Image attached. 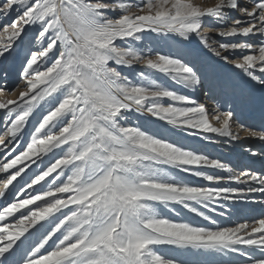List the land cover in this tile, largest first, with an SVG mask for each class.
<instances>
[{
  "label": "snow or ice",
  "instance_id": "obj_1",
  "mask_svg": "<svg viewBox=\"0 0 264 264\" xmlns=\"http://www.w3.org/2000/svg\"><path fill=\"white\" fill-rule=\"evenodd\" d=\"M132 7L123 0H0V18L12 17L0 25V58L24 44L27 29L35 30L19 72L25 90L16 100L0 102L4 135L15 145L33 113L41 117L26 147L0 164V172L7 174L0 198L13 196L0 206V222H5L0 225V264H195L185 255L188 250L238 254L245 258L243 264H264V218L209 229L172 221L156 207L180 204L210 220L193 202L208 207L231 194L243 198L238 190L191 186L160 166L210 182L222 177L193 169H231L125 123L129 114H139L188 135L213 132L237 139L230 131L231 110L213 112L220 124L214 127L204 104L162 86L153 75L164 74L191 90L208 82L212 91L217 87L213 68L195 67L181 51L146 55L133 45L146 32L174 34L183 41L199 37L216 57L264 85V75L255 74H264V0H217L206 9L191 0H145L136 7L146 14H134ZM117 11L118 16L109 15ZM205 17L220 25L221 37L256 40L237 39L213 48L201 36ZM230 50H240V58L223 54ZM135 65L149 70L137 73L138 81L121 71ZM4 76L0 92L11 94L19 84L9 89ZM249 135L264 141V132ZM5 149L16 152V146L9 148L0 139V150ZM18 177L23 183L17 196L9 186L15 187ZM244 177L260 185L249 192L264 193V176L242 172L229 179L247 183ZM36 185H41L39 191L27 193ZM160 246L179 252L166 256L157 250Z\"/></svg>",
  "mask_w": 264,
  "mask_h": 264
},
{
  "label": "rangeland",
  "instance_id": "obj_2",
  "mask_svg": "<svg viewBox=\"0 0 264 264\" xmlns=\"http://www.w3.org/2000/svg\"><path fill=\"white\" fill-rule=\"evenodd\" d=\"M123 2L133 5L131 11L134 14H146L147 12V10L145 9V12L141 13L136 7V5L142 4L143 2H145V0H123ZM191 2L201 8L206 9L209 7H214L217 3V0H191ZM109 15L112 17H116L119 15V12H110ZM233 15L238 17L240 14L233 13ZM11 18L12 17L0 18V25L8 23ZM230 23H232V20H227V24L229 25ZM218 30H220L219 24H217L211 18H204V24L201 29V36L206 37L213 48H218L219 43L236 41L237 39H239L241 42L256 40H254V37H221L220 35H218ZM27 33L28 34L25 37V42L23 45L14 46L10 54L6 53L5 57L0 58V83L5 82L4 74L7 73L6 83L9 89L14 88L17 84H19V87L16 89V91L12 92L11 94H8L7 92H0V102L9 99L16 100L20 92L25 90V84L20 80L19 72L25 60V57L28 54L29 41L35 35V30L31 28L27 29ZM4 39L6 40V37ZM117 44L123 46L122 42L120 41H117ZM133 46L136 47L138 51H142L146 55L155 53L170 54L181 51L184 54L185 60L190 62L192 65H195V67L203 68L210 66L211 68H213L217 87L212 91H210L208 82H205L202 86L198 87L195 90H191L176 84L164 74L154 72L153 75L162 86L167 87L170 90H175L180 94L188 95L191 98L195 99L198 103L204 104L209 112V122L214 127H219L220 124L214 118H212L211 111H213V107L210 105L212 102H209V99L211 98L213 99L212 101L217 104V107H221V109H219L220 111L231 110L234 113L235 118L231 122L230 131L236 128L232 127V124L236 123V120L243 118L245 115H252L257 111H264V85H261L256 81H252L247 74H245L241 69H237L233 63H228L219 59V57H216L211 51H209L207 47H205L199 37L193 36L190 41H183L182 38L174 34L157 35L156 33L146 32L142 34V39L140 41L134 42ZM246 52L247 54L258 55V52L248 50H246ZM223 54L229 55L231 59H239L241 56L240 50H230L229 52ZM121 71L132 78L134 81H138L140 77L136 74L141 71L147 72L149 70L145 69L143 65H135L132 69L122 68ZM255 74L258 76L264 75L259 73L258 70ZM220 85H223V87H220ZM248 94H253L255 101L251 102V99L250 102L244 104L242 100L246 99V95ZM206 95H210L211 98L208 99ZM162 103L167 105L169 101L165 99L164 101H162ZM46 111L47 108H45V113ZM263 115L264 113L261 115V117ZM40 118V114L36 112L33 113V115L29 118L26 128L23 130L19 140L15 145L10 143V137L8 135H4L3 124H0V139H3L5 143L9 145V148L16 146V152L8 153V149L0 150V164L6 162V160L14 158L15 155H17L26 147V144L29 142V134L37 125ZM3 119L4 110H0V121H2ZM125 123L130 126H139L146 131L159 135L169 141L175 142L189 150H193L199 154L205 155L209 159L218 160L219 162L227 165L229 169H231V172L208 167L193 169L195 171H201L206 174L222 177V179H220L218 182H210L204 180L202 177L193 176L189 172H181L169 166H160L165 169L169 177L174 178L180 182L187 183L191 186L214 188L228 187L237 189L240 193L239 195L243 197L236 198V195L231 194L234 197L230 199H233V201H237V203L231 202L230 204V202L226 201L225 199H220L219 201L217 200L213 203H210L208 207H202L193 202V206L196 207L204 215L210 217V220H205L203 216H197L196 214L189 212L180 204H171L167 209L162 205H156L159 214H161L162 216L176 222H187L194 226L216 229L220 227L222 222L227 220V218L229 219L231 215H237L239 210L242 208V205L248 202L250 200L249 198L252 197L250 195L251 192L249 193L248 189L249 187H252L249 183H252L253 181H251L248 177L243 178L247 181V183H240L238 181L229 179L230 175H239L242 172H248L251 174L257 173L255 170H243V167L241 166V161L243 160L242 157H245V155L248 154L249 150V147L245 146L244 144H241V146L234 145L230 142L232 141V138L230 136H219L218 134L213 132L197 131L196 135H188L186 132H181L178 129H171V126L166 125L162 121H157L155 120V118L146 117L139 114H129L128 120ZM231 132L234 136H237L240 139L242 138V133L240 132V130V133L237 134L233 133V131ZM59 151L60 150H55V154H58ZM6 153L8 154L6 155ZM49 156H53V159L56 158V155L51 153L49 154ZM44 158L48 159V157ZM32 167L34 168L35 165H33ZM14 171L15 169L10 170V172ZM27 171L30 174L31 169H28ZM232 172L235 174H232ZM0 173V189H2V181L7 178V174H3V172ZM24 175L25 174L22 173V176ZM257 176L263 175L259 174ZM50 179L51 178H46V180ZM22 183L23 181L20 177H18L17 181L13 182L15 187L10 185L9 191L16 194L17 196L20 195L18 189L20 188V185ZM42 184L45 186V188L47 187L46 182H42ZM40 188L41 185H36L33 189H27V193H32L34 190L39 191ZM5 200V198H0V206L6 205L8 203ZM11 200H13V196ZM234 204H237V207ZM238 208L240 209L238 210ZM0 210H2V207H0ZM16 216H19V213H17ZM225 216L227 218H224ZM12 219L13 218L11 217L9 218V220ZM212 221H215V223H212ZM3 223L5 222H0V225H2ZM157 250L162 252L166 256H176L179 252V250L173 249L169 246H160ZM185 255H187L189 259L194 261L195 264H229V261L233 258V256L238 254L229 253L227 255H223L212 252L192 253V250H188Z\"/></svg>",
  "mask_w": 264,
  "mask_h": 264
},
{
  "label": "bare ground",
  "instance_id": "obj_3",
  "mask_svg": "<svg viewBox=\"0 0 264 264\" xmlns=\"http://www.w3.org/2000/svg\"><path fill=\"white\" fill-rule=\"evenodd\" d=\"M249 2H250V0H242V3H245V4H247ZM231 24L232 23H230L229 25H231ZM255 39H256V37H254V40ZM246 96H247V98L242 100L244 104L250 102L251 99H252L251 102L255 101L253 94H248ZM206 97L208 99L211 98L210 95L209 96L206 95ZM212 100H213L212 98L209 99V102H212L210 105L213 107L212 108L213 111H211V113L215 112L216 110L221 109V107L220 108L217 107V104H215ZM243 103H242V105H243ZM254 108H256V107H254ZM263 113H264V111L263 112L257 111L256 113H253L252 115H245L243 118L236 120V123L232 124L233 125L232 127H236V128L235 129L232 128L233 130H231V131H233V133H236V134L241 132L242 138L241 139L240 138L232 139V141H230V142L234 145L241 146V144H244L245 146L249 147L248 154H246L245 157H242L243 160L241 161V166L243 167V170H247V171L255 170L257 172L256 175L260 174V175L264 176V141H262L258 138H255V137H251L249 135V131L264 132V115L261 117V115ZM234 118H235V115H233V119ZM239 130H240V132H239ZM247 133H248V135H247ZM253 150H255V151H253ZM253 153H255V155H253ZM232 174H235V173L232 172ZM249 184L252 187H256V188L260 187V185L258 183H255V182H252ZM250 195L252 196L251 198H249L250 200L248 199L249 201L244 203L242 205L241 209L238 208V210L240 209L238 214L234 215V216L231 215L229 219L225 216L224 218H227V220L222 222L220 227L236 226L239 223H245V222L253 224V223H255V221L257 219L264 218V193L257 191V192H251ZM232 197H234V196H232ZM11 198H12V196L8 195V197L5 201L9 202L11 200ZM221 200H223V199H221ZM226 201L230 202V204H231V202L237 203V201H233V199H227ZM230 214H231V212H230ZM241 247H243V246H241ZM257 255H259V253H257ZM244 259H245L244 257H240L239 255H234L233 258L229 261V264H243Z\"/></svg>",
  "mask_w": 264,
  "mask_h": 264
}]
</instances>
